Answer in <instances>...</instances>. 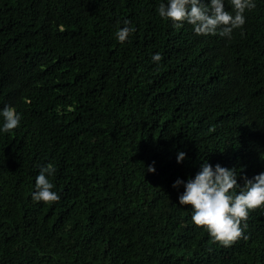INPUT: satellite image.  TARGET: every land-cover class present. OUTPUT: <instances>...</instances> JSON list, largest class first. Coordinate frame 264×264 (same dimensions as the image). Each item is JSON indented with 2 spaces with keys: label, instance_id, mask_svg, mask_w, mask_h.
Instances as JSON below:
<instances>
[{
  "label": "trees",
  "instance_id": "1",
  "mask_svg": "<svg viewBox=\"0 0 264 264\" xmlns=\"http://www.w3.org/2000/svg\"><path fill=\"white\" fill-rule=\"evenodd\" d=\"M253 2L229 38L159 17L167 0H0V111L21 117L9 133L0 117V264H264V206L224 247L173 187L206 161L236 169V194L264 173ZM49 163L59 200L34 202Z\"/></svg>",
  "mask_w": 264,
  "mask_h": 264
},
{
  "label": "clouds",
  "instance_id": "2",
  "mask_svg": "<svg viewBox=\"0 0 264 264\" xmlns=\"http://www.w3.org/2000/svg\"><path fill=\"white\" fill-rule=\"evenodd\" d=\"M234 15L225 10V0H167L160 3L157 8L159 17L170 20L177 27H182L186 22L193 26L196 35H219L231 37L234 29L242 28L246 22L245 11L256 7L253 0H228ZM124 27L118 28L116 39L125 43L130 34L135 31L130 20L124 21ZM153 63H159L162 56L157 53L151 57ZM3 118L2 131L9 133L16 129L20 123V115L15 108L5 107L0 111ZM186 154L181 151L177 162L182 163ZM55 171L54 165L49 163L40 169L36 177V191L33 193L34 202L45 204L57 202L59 195L53 191V184L48 176ZM148 172H155V168L149 166ZM244 187L236 194L238 184L236 169H227L217 164L215 169L207 161L201 166V170L195 178H189L187 183L177 180L174 188L184 186L185 191L179 196V203L190 206L192 209V222L205 229L212 243H219L224 247L230 246L243 235L242 223L248 219L251 210L264 206V173L256 175L253 179L244 178Z\"/></svg>",
  "mask_w": 264,
  "mask_h": 264
}]
</instances>
